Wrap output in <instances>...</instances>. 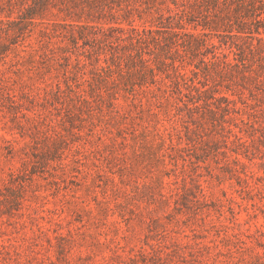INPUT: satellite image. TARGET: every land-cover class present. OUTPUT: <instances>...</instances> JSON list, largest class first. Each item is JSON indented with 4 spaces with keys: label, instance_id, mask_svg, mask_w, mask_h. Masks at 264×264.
I'll use <instances>...</instances> for the list:
<instances>
[{
    "label": "rangeland",
    "instance_id": "374dc122",
    "mask_svg": "<svg viewBox=\"0 0 264 264\" xmlns=\"http://www.w3.org/2000/svg\"><path fill=\"white\" fill-rule=\"evenodd\" d=\"M0 264H264V0H0Z\"/></svg>",
    "mask_w": 264,
    "mask_h": 264
}]
</instances>
